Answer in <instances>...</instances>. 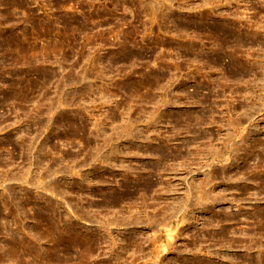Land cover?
Returning a JSON list of instances; mask_svg holds the SVG:
<instances>
[{
  "label": "rangeland",
  "instance_id": "rangeland-1",
  "mask_svg": "<svg viewBox=\"0 0 264 264\" xmlns=\"http://www.w3.org/2000/svg\"><path fill=\"white\" fill-rule=\"evenodd\" d=\"M0 264H264V0H0Z\"/></svg>",
  "mask_w": 264,
  "mask_h": 264
}]
</instances>
